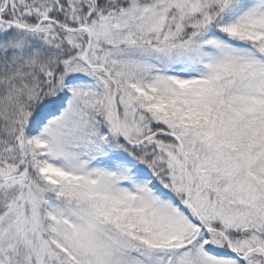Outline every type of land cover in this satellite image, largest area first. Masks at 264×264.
Wrapping results in <instances>:
<instances>
[{"label": "snow or ice", "instance_id": "snow-or-ice-1", "mask_svg": "<svg viewBox=\"0 0 264 264\" xmlns=\"http://www.w3.org/2000/svg\"><path fill=\"white\" fill-rule=\"evenodd\" d=\"M0 264H264V0H0Z\"/></svg>", "mask_w": 264, "mask_h": 264}]
</instances>
